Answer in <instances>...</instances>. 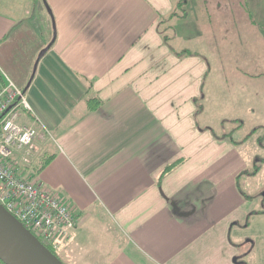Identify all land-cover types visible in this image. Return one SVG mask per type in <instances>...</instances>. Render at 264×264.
I'll list each match as a JSON object with an SVG mask.
<instances>
[{
  "label": "crops",
  "instance_id": "1",
  "mask_svg": "<svg viewBox=\"0 0 264 264\" xmlns=\"http://www.w3.org/2000/svg\"><path fill=\"white\" fill-rule=\"evenodd\" d=\"M178 2L0 0V87L22 88L52 135L36 141L48 162L23 174L78 214L67 264L253 253L245 231L264 204L237 181L264 172V0L174 17Z\"/></svg>",
  "mask_w": 264,
  "mask_h": 264
},
{
  "label": "built area",
  "instance_id": "2",
  "mask_svg": "<svg viewBox=\"0 0 264 264\" xmlns=\"http://www.w3.org/2000/svg\"><path fill=\"white\" fill-rule=\"evenodd\" d=\"M21 110L33 123L18 122ZM36 124V125H35ZM52 137L33 113L22 88L0 87V203L43 243L60 252L78 223L71 203L42 183L24 176L21 166L35 156L36 141Z\"/></svg>",
  "mask_w": 264,
  "mask_h": 264
},
{
  "label": "water",
  "instance_id": "3",
  "mask_svg": "<svg viewBox=\"0 0 264 264\" xmlns=\"http://www.w3.org/2000/svg\"><path fill=\"white\" fill-rule=\"evenodd\" d=\"M49 11V9L47 8ZM43 48L40 57L49 47ZM0 261L3 264H64L0 203Z\"/></svg>",
  "mask_w": 264,
  "mask_h": 264
},
{
  "label": "rangeland",
  "instance_id": "4",
  "mask_svg": "<svg viewBox=\"0 0 264 264\" xmlns=\"http://www.w3.org/2000/svg\"><path fill=\"white\" fill-rule=\"evenodd\" d=\"M180 1V4H176V8L174 9V17L180 16L182 14V10L187 8L188 6H195L198 4V0H188L189 2L185 3V0H178ZM187 1V0H186ZM242 2L243 0H237ZM179 23L182 22V19L179 18ZM165 20L162 21V24L165 26ZM162 25V29L164 31V26ZM20 122V121H18ZM224 125H226V123H224ZM38 143V142H37ZM32 158V163L29 166L30 170H34L33 174L37 175L38 170L34 169L33 167H35L36 163H39L40 160L37 159L36 160V155L31 157ZM39 167V166H38ZM262 169L255 174V176H251V177H245V176H241L242 178L238 179V185L239 188L241 189V191H243L245 194H248L250 197H254V198H258L259 200L262 199V205L264 204V172H261ZM26 174H24L25 176ZM247 178V179H246ZM246 180V181H244ZM259 207V205H257ZM249 226L245 231L246 237L247 238H252L254 239V247L252 249V254H245L244 250L245 247L242 248L241 252H242V260L246 263V264H264V212L261 213L260 215H252V217L249 219ZM252 240V239H251ZM247 248H250V244L247 245ZM246 248V249H247ZM56 253L61 257L62 261L66 263L65 259L62 257L61 252H57ZM0 264H3L0 261Z\"/></svg>",
  "mask_w": 264,
  "mask_h": 264
},
{
  "label": "trees",
  "instance_id": "5",
  "mask_svg": "<svg viewBox=\"0 0 264 264\" xmlns=\"http://www.w3.org/2000/svg\"><path fill=\"white\" fill-rule=\"evenodd\" d=\"M181 2L179 1L178 2V4H180ZM181 5V4H180ZM49 158L50 157H46V158H44V159H42L39 163H37L35 166H37L36 168H37V170H40L43 166H44V164L45 163H47L48 162V160H49ZM39 166V167H38ZM262 211H264V209L262 210ZM44 244L53 252V253H55L60 259H61V257L56 253V251L55 250H53L52 249V247L49 245V244H47V243H45L44 242ZM64 263V262H63Z\"/></svg>",
  "mask_w": 264,
  "mask_h": 264
}]
</instances>
